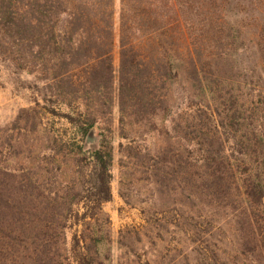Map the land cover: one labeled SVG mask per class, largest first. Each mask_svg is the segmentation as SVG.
<instances>
[{"label": "trees", "instance_id": "16d2710c", "mask_svg": "<svg viewBox=\"0 0 264 264\" xmlns=\"http://www.w3.org/2000/svg\"><path fill=\"white\" fill-rule=\"evenodd\" d=\"M230 1L120 0L117 26L116 0H0V58L36 85L0 127V264H112L117 155L119 195L146 203L120 264L153 263L149 244L172 264H264V22Z\"/></svg>", "mask_w": 264, "mask_h": 264}, {"label": "rangeland", "instance_id": "374dc122", "mask_svg": "<svg viewBox=\"0 0 264 264\" xmlns=\"http://www.w3.org/2000/svg\"><path fill=\"white\" fill-rule=\"evenodd\" d=\"M244 5L248 4L250 7H255V13L259 18H263L264 22V0H254L252 5H250L249 0H240ZM119 3L120 0H116V21L118 26L119 19ZM238 3L237 0H231L230 5ZM231 16L234 12L229 13ZM234 19V18H232ZM254 27L252 24L247 27L246 35L248 37L254 36ZM246 36V37H247ZM117 49L115 52V65L118 64L117 60ZM35 82L34 77L31 75L20 72L13 65L12 61L7 58H0V127H11V123L18 115L19 111L32 105L34 99H36L35 94ZM41 112H46V109L41 108ZM43 122L46 124V127L53 132H67V136H74V128H71L70 125L65 124L64 119L54 118L48 113L43 114ZM44 124V125H45ZM97 127V126H96ZM7 134H12L11 130ZM97 135L99 139V130L97 128ZM115 145L117 146L119 140L116 138V135L113 133ZM86 142V141H85ZM87 144V143H86ZM91 146V145H89ZM122 179V180H121ZM125 178L121 174V167L118 162V155L115 157V161L112 166V182H111V192L112 198L110 201L103 204V210L109 216L110 224V242L109 244H104L102 246V251L104 254H108V251L111 250V257L108 261H112V264H120L123 260L124 249L121 248L119 243V234L120 232L129 226H138L145 222V216L141 213L142 208H145L146 203H141V200L135 202V204H127L124 199L119 195V189L124 185ZM145 198L143 197L142 200ZM133 203V202H132ZM228 226V225H227ZM73 229H68L67 236L68 240L71 238ZM229 233V232H228ZM227 240V238H226ZM147 256L153 259L151 264H172V257L168 255L167 250H162L163 260L156 257L159 253V248L149 244L147 247ZM171 252V251H170ZM172 254V252H171ZM146 256V257H147ZM161 256V255H160ZM136 259L135 264H147L145 255L134 258Z\"/></svg>", "mask_w": 264, "mask_h": 264}, {"label": "water", "instance_id": "95a60500", "mask_svg": "<svg viewBox=\"0 0 264 264\" xmlns=\"http://www.w3.org/2000/svg\"><path fill=\"white\" fill-rule=\"evenodd\" d=\"M97 142H98L97 127L94 126L93 128L90 129L89 133L87 134L86 143L92 146V145H96Z\"/></svg>", "mask_w": 264, "mask_h": 264}]
</instances>
